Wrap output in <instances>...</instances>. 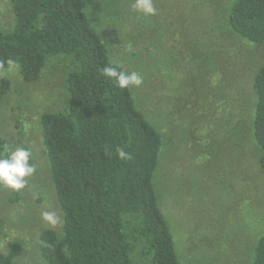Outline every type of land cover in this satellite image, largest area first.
<instances>
[{
    "label": "rangeland",
    "instance_id": "1",
    "mask_svg": "<svg viewBox=\"0 0 264 264\" xmlns=\"http://www.w3.org/2000/svg\"><path fill=\"white\" fill-rule=\"evenodd\" d=\"M234 1L154 0L158 14L143 17L133 0H89L86 11L111 61L143 77L131 91L163 137L155 187L181 264H252L264 234V170L252 128L264 45L231 30ZM14 24L12 0H0V31ZM73 68L63 57L52 59L27 85L18 66L0 67V79L12 82L0 104V141L31 149L37 167L21 192L0 188V251L19 244L14 264H45L40 233L63 231L40 116L65 111ZM45 211L60 223H45ZM141 250L134 264H151Z\"/></svg>",
    "mask_w": 264,
    "mask_h": 264
},
{
    "label": "trees",
    "instance_id": "2",
    "mask_svg": "<svg viewBox=\"0 0 264 264\" xmlns=\"http://www.w3.org/2000/svg\"><path fill=\"white\" fill-rule=\"evenodd\" d=\"M89 0H12L14 27L0 31V66L12 59L22 80L39 81L48 63L63 57L74 66L66 85L64 112L40 116L51 179L63 213V231L45 229L39 253L45 264H134L133 254L151 264H181L170 225L160 207L155 176L163 137L138 109L130 89L102 75L109 50L86 11ZM228 23L232 31L264 45V0H235ZM12 91L0 79V104ZM256 106L253 140L264 170V64L254 77ZM5 142L0 141V155ZM130 153L118 158L117 149ZM1 188V187H0ZM15 243L0 264H14ZM252 264H264V234Z\"/></svg>",
    "mask_w": 264,
    "mask_h": 264
},
{
    "label": "clouds",
    "instance_id": "3",
    "mask_svg": "<svg viewBox=\"0 0 264 264\" xmlns=\"http://www.w3.org/2000/svg\"><path fill=\"white\" fill-rule=\"evenodd\" d=\"M132 9L143 17H153L158 14L154 0H133ZM7 66L9 71H15L17 68L16 62L12 59L7 61ZM102 75L114 81L122 90L140 87L143 84V77L138 72L129 73L118 66H105L102 69ZM117 155L121 160L131 158L130 153L123 148L117 149ZM36 172L37 167L33 162L31 149L5 145L4 152L0 155V187L19 193L28 186L29 179L34 177ZM41 218L53 227L60 223L59 217L51 211L43 212Z\"/></svg>",
    "mask_w": 264,
    "mask_h": 264
}]
</instances>
